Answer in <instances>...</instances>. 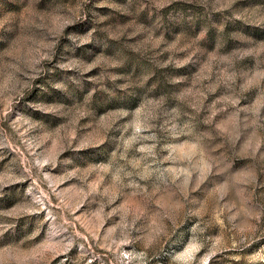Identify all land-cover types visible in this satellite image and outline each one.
<instances>
[{
  "label": "rangeland",
  "instance_id": "374dc122",
  "mask_svg": "<svg viewBox=\"0 0 264 264\" xmlns=\"http://www.w3.org/2000/svg\"><path fill=\"white\" fill-rule=\"evenodd\" d=\"M0 264H264V0H0Z\"/></svg>",
  "mask_w": 264,
  "mask_h": 264
}]
</instances>
